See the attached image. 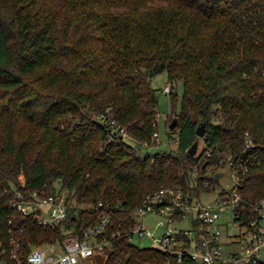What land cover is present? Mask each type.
<instances>
[{
	"label": "trees",
	"instance_id": "trees-1",
	"mask_svg": "<svg viewBox=\"0 0 264 264\" xmlns=\"http://www.w3.org/2000/svg\"><path fill=\"white\" fill-rule=\"evenodd\" d=\"M263 67L264 0H0L3 239L10 217L31 244L63 236L60 226L40 225L10 205L15 192L54 189L58 181L86 206L69 211L65 226L74 233L98 221L99 202L111 215L103 233L110 244L92 264L97 257L99 264H182L129 240L133 210L160 186L213 190L216 151L243 148L246 130L264 146ZM164 71L172 105L173 82L183 83L180 111L169 118L176 123L168 126L178 129L177 146L143 153L157 116L151 77ZM101 115L126 136H114ZM200 123L204 145L190 155ZM241 192L264 196V153Z\"/></svg>",
	"mask_w": 264,
	"mask_h": 264
},
{
	"label": "built area",
	"instance_id": "built-area-1",
	"mask_svg": "<svg viewBox=\"0 0 264 264\" xmlns=\"http://www.w3.org/2000/svg\"><path fill=\"white\" fill-rule=\"evenodd\" d=\"M164 91L170 92V83L164 87ZM99 117L111 125L114 136H126L124 126L104 115ZM153 126L150 141L143 143L148 151L161 143L158 114ZM243 137V148L238 151L230 148L217 150L218 163L209 167L208 173L212 174L219 186L223 176L219 169L228 171L226 187L208 201L200 198L204 191L194 195L180 184L148 191L133 210L134 222L129 228V240L132 241L135 236L149 237L154 247L176 255L177 261L182 264H264V259H260L264 250V196L245 198L241 192L244 175L250 167L261 163L264 146L257 145L249 130L244 131ZM177 140L176 136V143ZM196 173L194 170L191 175L196 176ZM70 196V191L65 187L49 190L38 188L27 195L15 192L10 203L12 208L24 216H32L40 225L60 226L63 236L52 242L31 244L26 240L25 226L10 217L6 238L3 239L0 231V264H85L92 257L101 255L110 244L103 234L111 221L110 213L99 202L98 221L83 229L81 234H76L65 226L70 209L75 207ZM224 206L230 207L232 221L222 219ZM148 213L158 217L156 225L161 226L162 230L164 228L156 237L141 220ZM179 215L181 219H178ZM187 219L189 227L174 225ZM193 220L197 222L195 226ZM230 223L235 224L236 232L229 230Z\"/></svg>",
	"mask_w": 264,
	"mask_h": 264
},
{
	"label": "rangeland",
	"instance_id": "rangeland-1",
	"mask_svg": "<svg viewBox=\"0 0 264 264\" xmlns=\"http://www.w3.org/2000/svg\"><path fill=\"white\" fill-rule=\"evenodd\" d=\"M169 83L167 73L161 72L158 74H155L151 77V85L158 89V105H157V114H158V129L160 134V140L161 143L155 147H152L149 151L155 152V151H170L172 149H175L177 146L176 143V134L174 132H171L168 128L169 126V118L170 113L172 110H175L176 112L180 111L181 108V96L183 91V83L181 80H177L173 82L172 90L176 94V100L174 101V104L172 105V101L170 99V94L164 91V87ZM203 140L200 137L199 140V146L197 150V154L201 152L203 148ZM147 148L141 147V152H147ZM222 171L223 176L220 179V186L217 185L213 190L210 192H202L200 194V198L202 201H208L211 200L219 191L221 188L226 187V184L228 183V171L223 168L219 169ZM19 179L21 182L24 181L23 175H19ZM53 184L55 185V188H59L58 181H54ZM73 206L76 207H83L85 204H79L72 201ZM232 212L230 207L224 206L222 209V219L232 221ZM142 222L145 226L148 227V229L151 231V233L156 237L158 236L163 230L161 226L156 225L157 221L159 220L158 217L155 215L148 213L144 217L141 218ZM176 227H189L190 222L187 220H184L182 222L174 224ZM229 230L231 232H236V226L233 223L229 224ZM132 242L140 247H154L153 240L149 237H142L139 238L135 236L132 240ZM60 248V247H59ZM61 249V248H60ZM260 259H264V250H262L260 254ZM94 264L100 263V258L97 257L96 261L93 262ZM85 264H92L90 261H87Z\"/></svg>",
	"mask_w": 264,
	"mask_h": 264
},
{
	"label": "water",
	"instance_id": "water-1",
	"mask_svg": "<svg viewBox=\"0 0 264 264\" xmlns=\"http://www.w3.org/2000/svg\"><path fill=\"white\" fill-rule=\"evenodd\" d=\"M175 123H176V117H174L171 120V122L169 124V127L173 128ZM196 134L199 137H203L204 136V134H205V124L204 123H200L197 126ZM197 146H198L197 141L193 142L192 145L187 149V153L190 154V155H194L196 153V151H197ZM218 177H219V174L216 175V179H218Z\"/></svg>",
	"mask_w": 264,
	"mask_h": 264
}]
</instances>
